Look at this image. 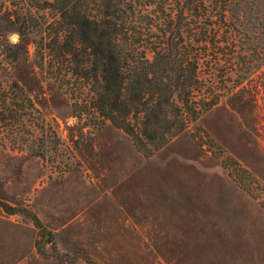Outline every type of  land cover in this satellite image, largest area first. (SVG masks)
I'll return each mask as SVG.
<instances>
[{"label":"trees","instance_id":"16d2710c","mask_svg":"<svg viewBox=\"0 0 264 264\" xmlns=\"http://www.w3.org/2000/svg\"><path fill=\"white\" fill-rule=\"evenodd\" d=\"M15 18L19 37L39 34L33 62L63 88L71 115L93 128L108 122L143 158L264 64V0H32L20 1ZM2 49L17 58L7 43ZM0 148L38 157L61 175L74 146L65 150L23 87L10 80L0 81ZM229 161L249 176L230 157L221 166ZM0 207L38 229L37 253L95 264L83 252L60 253L53 232L27 204L0 200Z\"/></svg>","mask_w":264,"mask_h":264},{"label":"rangeland","instance_id":"374dc122","mask_svg":"<svg viewBox=\"0 0 264 264\" xmlns=\"http://www.w3.org/2000/svg\"><path fill=\"white\" fill-rule=\"evenodd\" d=\"M20 1L30 4L32 0H0V81L16 80L55 129L65 150L74 148L69 169L61 175L38 157L0 148V199H24L23 205L28 206V195L41 184L50 186V193L78 197L107 191L127 194L142 213L152 212L159 220L167 209L163 204L172 205L168 190L182 185L219 190L211 182L228 178L238 187L239 204L250 199L263 208L259 202L264 205V64L151 157L143 158L128 136L108 122L93 128L71 115L63 88L33 62V45L39 34L31 31L19 37L15 17ZM4 43L18 51L15 60L5 56ZM226 156L249 176L235 170L232 161L228 168L222 167L220 161ZM239 180L257 198L247 194ZM132 209L127 210L132 214ZM135 214L133 218L139 220L146 217ZM51 220L57 224L56 219ZM160 246L164 260L166 254L178 252L172 243L161 242Z\"/></svg>","mask_w":264,"mask_h":264},{"label":"crops","instance_id":"0c3cea01","mask_svg":"<svg viewBox=\"0 0 264 264\" xmlns=\"http://www.w3.org/2000/svg\"><path fill=\"white\" fill-rule=\"evenodd\" d=\"M213 182L221 189L182 185L168 190L172 205L163 204L168 207L159 220L152 212L142 213L127 194L107 191L78 197L50 193L51 187L41 184L27 202L53 232L60 253L83 252L95 264H264V209L250 199L239 204L238 187L231 179ZM0 200L14 206L26 201ZM131 206L132 214L127 210ZM135 213L146 217L133 218ZM38 236L29 220L0 207V264H87L80 258L68 262L37 253ZM161 242L172 243L178 252L166 254L164 260Z\"/></svg>","mask_w":264,"mask_h":264}]
</instances>
